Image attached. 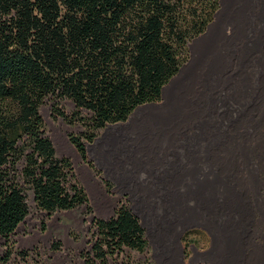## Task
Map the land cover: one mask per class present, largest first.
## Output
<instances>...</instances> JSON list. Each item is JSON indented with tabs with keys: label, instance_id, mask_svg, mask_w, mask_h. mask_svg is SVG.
<instances>
[{
	"label": "rangeland",
	"instance_id": "rangeland-1",
	"mask_svg": "<svg viewBox=\"0 0 264 264\" xmlns=\"http://www.w3.org/2000/svg\"><path fill=\"white\" fill-rule=\"evenodd\" d=\"M219 21L192 42L157 106L107 125L94 141L43 106L46 134L88 200L47 212L29 193L30 213L9 238L0 235V254L13 246L34 264H87L95 220L127 205L148 246L106 264H264V0H226ZM59 108L71 116L74 105Z\"/></svg>",
	"mask_w": 264,
	"mask_h": 264
},
{
	"label": "trees",
	"instance_id": "trees-1",
	"mask_svg": "<svg viewBox=\"0 0 264 264\" xmlns=\"http://www.w3.org/2000/svg\"><path fill=\"white\" fill-rule=\"evenodd\" d=\"M221 7V0H0V235L9 238L28 216L29 193L47 212L88 200L72 161L46 134L43 106L81 123L94 141L107 125L162 100ZM63 101L74 105L71 116ZM71 140L87 157L83 137ZM95 227L87 264L148 246L127 205ZM31 259L13 246L0 254V264Z\"/></svg>",
	"mask_w": 264,
	"mask_h": 264
},
{
	"label": "water",
	"instance_id": "water-1",
	"mask_svg": "<svg viewBox=\"0 0 264 264\" xmlns=\"http://www.w3.org/2000/svg\"><path fill=\"white\" fill-rule=\"evenodd\" d=\"M225 2H226V0H221V5H222V7H221V9L216 13L215 20H214V21L208 26L207 31L204 32L203 34H201L199 37H197V38L194 40V42H196V41H198V40H201L202 38L210 37V36L213 34V29L219 25V22H220V21H219V18H220V15H221L222 12H223V6H224ZM217 28H218V27H217ZM192 47H193V45L191 44V45H190V48L192 49ZM181 71H182V69L180 70V72H181ZM180 72H179V73H180ZM175 79H176V76H174V77L170 80V82H169L166 86L163 87V90H162V96H163V97L166 96V93H167V91H168V89H169V85H170L171 83H173V82L175 81ZM153 106H157V102H152V103H147V104L141 105V106L137 107V108L135 109V111L138 110L140 107H153ZM135 111H134V112H135ZM130 116H131V115H130ZM130 116H129V118H130Z\"/></svg>",
	"mask_w": 264,
	"mask_h": 264
}]
</instances>
